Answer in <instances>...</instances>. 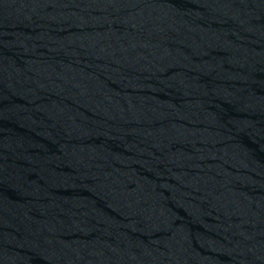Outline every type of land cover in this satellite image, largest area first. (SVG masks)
<instances>
[{
    "label": "water",
    "instance_id": "obj_1",
    "mask_svg": "<svg viewBox=\"0 0 264 264\" xmlns=\"http://www.w3.org/2000/svg\"><path fill=\"white\" fill-rule=\"evenodd\" d=\"M0 264H264V0H0Z\"/></svg>",
    "mask_w": 264,
    "mask_h": 264
}]
</instances>
